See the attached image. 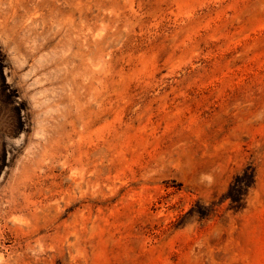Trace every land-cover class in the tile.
Masks as SVG:
<instances>
[{
  "label": "rangeland",
  "instance_id": "1",
  "mask_svg": "<svg viewBox=\"0 0 264 264\" xmlns=\"http://www.w3.org/2000/svg\"><path fill=\"white\" fill-rule=\"evenodd\" d=\"M0 264H264V0H0Z\"/></svg>",
  "mask_w": 264,
  "mask_h": 264
},
{
  "label": "trees",
  "instance_id": "2",
  "mask_svg": "<svg viewBox=\"0 0 264 264\" xmlns=\"http://www.w3.org/2000/svg\"><path fill=\"white\" fill-rule=\"evenodd\" d=\"M240 184V183H239Z\"/></svg>",
  "mask_w": 264,
  "mask_h": 264
}]
</instances>
